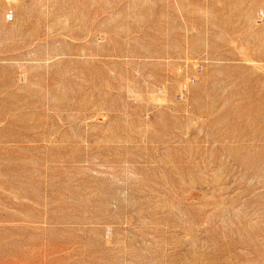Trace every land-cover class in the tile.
I'll use <instances>...</instances> for the list:
<instances>
[{
	"label": "rangeland",
	"instance_id": "1",
	"mask_svg": "<svg viewBox=\"0 0 264 264\" xmlns=\"http://www.w3.org/2000/svg\"><path fill=\"white\" fill-rule=\"evenodd\" d=\"M0 264H264V0H0Z\"/></svg>",
	"mask_w": 264,
	"mask_h": 264
}]
</instances>
